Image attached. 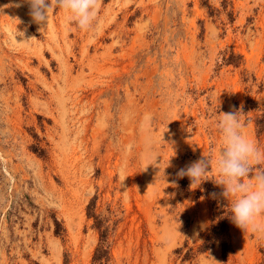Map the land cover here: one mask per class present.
Returning <instances> with one entry per match:
<instances>
[{"label": "rangeland", "instance_id": "374dc122", "mask_svg": "<svg viewBox=\"0 0 264 264\" xmlns=\"http://www.w3.org/2000/svg\"><path fill=\"white\" fill-rule=\"evenodd\" d=\"M20 3L0 0V264H98L102 230L106 264H264V216L236 227L215 183L221 112L264 153V0H100L87 31Z\"/></svg>", "mask_w": 264, "mask_h": 264}, {"label": "clouds", "instance_id": "9594fccd", "mask_svg": "<svg viewBox=\"0 0 264 264\" xmlns=\"http://www.w3.org/2000/svg\"><path fill=\"white\" fill-rule=\"evenodd\" d=\"M21 4L29 6V16L33 23L40 26V30L47 25L49 13L55 5L68 13L80 29L87 31L97 17L100 0H21L15 6L20 7ZM216 127L221 146L215 161L220 179L215 183L223 188L220 196L231 202L232 223L242 231L249 227L256 231L257 218L264 216V170L258 169L253 174V164L264 161V153L242 134L243 125L238 111L221 112ZM158 157L153 155L151 165H159ZM210 167L209 157L203 155L198 161L179 169L176 176L188 177L190 188L194 189V186H200L207 180ZM212 195L216 196L215 193Z\"/></svg>", "mask_w": 264, "mask_h": 264}, {"label": "trees", "instance_id": "16d2710c", "mask_svg": "<svg viewBox=\"0 0 264 264\" xmlns=\"http://www.w3.org/2000/svg\"><path fill=\"white\" fill-rule=\"evenodd\" d=\"M35 151H38L41 155L44 153L43 150H41L40 148L36 147L34 148ZM93 205L89 206L90 209V215L91 213V209H92ZM93 215V214H92ZM95 218L97 219L96 221V226L101 229V223L99 222L100 219L99 217L95 216ZM227 227V218L226 216H224L221 219V222H215L212 224V229L210 231V233L208 234V236L206 237L204 243L199 247L200 251H206L208 249H210L215 242L218 240L220 234L222 231H224ZM57 233H59V230H57ZM101 237H102V243L101 245L97 248L95 256H94V260L96 262H98V264H106V258L108 257V251L105 248V246L103 245V242L106 240V231L102 230L101 232Z\"/></svg>", "mask_w": 264, "mask_h": 264}]
</instances>
